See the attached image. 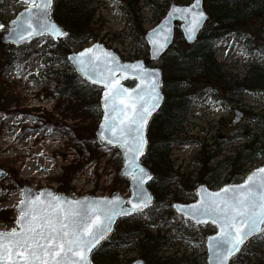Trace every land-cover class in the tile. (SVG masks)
Masks as SVG:
<instances>
[{
	"label": "rangeland",
	"instance_id": "1",
	"mask_svg": "<svg viewBox=\"0 0 264 264\" xmlns=\"http://www.w3.org/2000/svg\"><path fill=\"white\" fill-rule=\"evenodd\" d=\"M98 1L100 6L93 20L98 38L84 47L100 42L118 52L123 60H147L148 47L143 36L161 18L150 0H139L137 17L130 11L123 13L121 0ZM171 2L180 3L179 0ZM205 4L209 11L208 0ZM26 7L20 0L0 1V20L6 25L0 31V166L6 170L0 176V230L4 231L17 228L16 206L26 186L37 192L52 188L73 198L130 193L128 179L119 177L122 159L118 148L99 142L96 134L85 141L80 138V132L90 131L95 122L90 119L83 122L74 108H70L60 87L55 86L52 71L62 66L52 52L54 41L43 37L20 47L1 41L9 21ZM239 30L238 40L234 33L228 34L216 40L213 47L217 61L232 76V82L199 73L183 83L193 101L185 132L178 137L170 155L173 174L168 181L171 184L164 194L159 190L162 196L157 211L145 210L148 218L144 214L132 216V220L143 222L155 235L169 232L168 249L158 254L157 264H203L206 237L215 231L208 224L192 227L191 221L185 223L183 217L163 202L172 205L182 197L185 202L194 201L200 184L218 189L224 184L239 183L250 171L264 165L263 152L246 165L236 162L222 173L209 172L226 158L235 161L246 142L244 135L257 133L259 141L264 139V90L245 84L249 88L242 96L229 95L232 88L240 90V79L250 69V63L264 67V14L253 15ZM66 43L72 51L82 49ZM185 44L181 33H177L172 49L151 65L161 67L163 76L167 77L170 70L166 60L172 64ZM9 57L10 64L6 62ZM236 109L243 111V118L230 126ZM255 119L259 122H254ZM159 178L163 179L164 175ZM211 182L215 185L211 186ZM261 241L264 235L250 241L234 259L235 264H264V242ZM136 242L129 249L120 248L121 264L138 258L139 254L134 251Z\"/></svg>",
	"mask_w": 264,
	"mask_h": 264
},
{
	"label": "snow or ice",
	"instance_id": "2",
	"mask_svg": "<svg viewBox=\"0 0 264 264\" xmlns=\"http://www.w3.org/2000/svg\"><path fill=\"white\" fill-rule=\"evenodd\" d=\"M23 3L29 7L11 21L7 39L13 43H31L37 38L59 40L70 36L50 18L53 0H23ZM169 15L187 21L189 39L194 38L207 19L201 0H194L189 7L173 6ZM5 29L6 25L0 23V31ZM162 29L160 26L148 34L154 58L168 43V35L162 36ZM67 59L75 63L87 81L103 85L104 123L100 125L99 138L102 143L123 149L127 175L134 188L126 199L117 195L88 203L67 201L68 207L59 198L44 203L40 197L30 199L34 194L26 193V198L16 206L20 215L15 223L20 230L0 232V264H92L91 253L108 237L117 217L144 214L148 218L145 210L152 206V197L144 185L154 177L141 165L140 157L148 143L145 128L161 99L159 72L145 69L142 64L115 66L116 57L101 45L86 48ZM128 69L139 80V86L132 91L121 86L117 79L118 72ZM108 132L111 137L105 135ZM197 195V203L171 207L177 209L185 223L192 221V227L214 225L218 232L208 238L211 259L214 264H230V261L235 264L234 257L249 238L264 235V167L257 168L241 184L225 186L216 192L201 187Z\"/></svg>",
	"mask_w": 264,
	"mask_h": 264
},
{
	"label": "trees",
	"instance_id": "3",
	"mask_svg": "<svg viewBox=\"0 0 264 264\" xmlns=\"http://www.w3.org/2000/svg\"><path fill=\"white\" fill-rule=\"evenodd\" d=\"M171 1L150 0V4L156 14L162 17L168 8V3ZM179 1L180 3L190 2V0ZM121 2L124 14L130 11L132 16L137 17L139 0H121ZM99 6L100 1L98 0H55L52 7L53 18L65 27L70 34L69 37L53 43L55 49L52 52L57 57L56 62L62 66L61 69L52 71V74L55 75L53 79L56 81L55 86L60 87L59 91L66 97L67 103L69 102L70 108H74L73 110L78 113L77 116L82 117L83 122L89 119L95 122V125L91 128L92 131L83 130L80 132V138L84 141L91 136H95V131L101 120V91L84 81L70 64L67 59L70 48L66 42H71L72 46L81 49L91 40H97L98 34L93 28V20ZM208 7L210 19L200 33L197 42L193 45L185 44L180 55L172 60V64L168 60L165 62L170 70V74L164 77L162 88L165 98L162 106L149 123V144L143 158L144 163L150 166L154 177L148 183V187L154 194L153 205L148 211H157L156 207L160 205L161 198L159 190H163L162 194H164L165 189L171 184L168 181L171 174H173L170 155L174 145L179 141L178 137L185 132V125L190 116L193 97L184 88L183 83L199 73L213 77L218 81L232 82V76L223 70L221 63L215 57L214 44L216 40L233 33L236 35V40H238L241 35L240 25L249 21L255 14H264V0H208ZM7 60L6 62L9 64L12 63L11 57ZM146 63L151 64L148 59ZM131 83L132 81H127V84ZM245 84L264 90V67L250 63V69L240 79V90H233L232 88L229 95L240 94L242 96L246 88H249L245 87ZM253 121L258 123L259 119ZM258 137L257 133L244 135L246 142L241 145L242 148L239 150L235 161L232 162L226 158L218 162L210 168V174L222 173L228 166L231 167L236 162H239L240 166L246 165L253 158L262 155L264 152V139L259 141ZM249 140L252 142L251 147L248 145ZM257 142L261 144L258 147L256 146ZM218 154L219 152L216 155ZM159 175H164V178L160 179ZM210 185L215 184L211 182ZM178 200L183 201V197ZM163 204H168V208L171 209V203L163 202ZM132 218L119 219L110 236L93 250L91 259L94 264H121L118 258L120 248L125 246L129 249L130 245L136 241L134 251L139 254L138 258L144 259L147 264H157L158 254L168 249L169 232L155 235L146 224L132 220ZM261 236L258 235L250 241H256ZM131 261L133 260L130 259L128 263ZM202 263L205 264V258H203ZM163 264L171 263L164 262Z\"/></svg>",
	"mask_w": 264,
	"mask_h": 264
},
{
	"label": "water",
	"instance_id": "4",
	"mask_svg": "<svg viewBox=\"0 0 264 264\" xmlns=\"http://www.w3.org/2000/svg\"><path fill=\"white\" fill-rule=\"evenodd\" d=\"M1 1V0H0ZM23 2V0H20ZM53 3H54V0H53ZM194 3V0H192L190 3L188 4H179V3H176V2H173L169 5L168 7V10L167 12L165 13V15L161 18V20L151 29L147 30L146 33L144 34V40L148 46V53H149V60L152 61V62H156V61H159L163 55L169 50V48L172 46V44L174 43V40H175V35H176V28H178L180 31H181V34H182V37L183 39L185 40V42L188 44V45H193L197 42L198 40V37H199V34L200 32L203 30V28L205 27L206 23L208 22L209 18H210V13L208 12V10L206 9V6H205V0H201V9L205 12L206 16H207V19L204 21L203 25L196 31L195 35H194V38L192 39H189L188 38V33L186 32V28L188 26V23L186 20L180 18L179 16H170L169 13L172 11V8L173 6H176V7H189L191 6V4ZM53 6V5H52ZM29 7V5H28ZM27 8V7H26ZM22 9L14 19H16L19 14L21 12H24L25 9ZM52 10V9H51ZM50 18L53 22L57 23L61 28L67 30L65 27H63L58 21H56L55 19H53L52 17V13L50 12ZM12 19V20H14ZM11 20V21H12ZM11 21L9 22V28L11 27ZM0 23H2V21L0 20ZM160 26H163V29H162V36L163 35H168V43L166 45V47L163 49V51H161L159 53V55L157 57H153L152 55V47L151 45L148 43V39H149V33H151V31L153 29H157L159 28ZM68 31V30H67ZM7 36H8V31L5 32L1 38L2 42L6 43V44H12V45H15V46H21V45H24L28 42H21V43H13L11 40L7 39ZM162 38V37H161ZM38 39V38H37ZM62 39V38H61ZM59 39V40H61ZM59 40H54V41H59ZM94 45H101L102 46V49L111 53L112 55H114L118 61V65H115V66H119V65H129V64H132V65H136V64H142L143 67L145 69H149V70H156L159 72V88H158V91L160 93V102H159V107L156 109L155 112H153L152 116L149 118V121H148V124L145 128V138L148 140V137H147V129H148V125L150 123V120L151 118L153 117V115L160 109L163 101H164V93H163V90H162V87H163V71L160 67H152V66H148L145 62L144 59H138V60H135V61H123L120 57V55L118 54V52H116L115 50L111 49V48H108L106 45L100 43V42H96L90 46H87L85 48H83L82 50H79V51H70L68 53V57L69 56H72L73 54L75 53H78L80 51H83L84 49L86 48H90V47H93ZM97 55H101V52L100 51H97L96 53ZM71 63V65L75 68L76 72L80 75V77H82L86 82L90 83L91 85H94L96 87H99L102 89V92H101V100H100V104H101V110H102V118H101V121L98 125V128L96 130V137H97V140L100 141V138H99V133L102 131V129L100 128V125L102 123H104V108H103V92H104V88H103V85L102 84H92L90 81H87L85 79V77L78 71V69H76L75 67V63L73 61H69ZM126 77V78H125ZM117 79L120 81V85L123 86L124 88H127L129 91H132L134 89H136L138 86H139V80L138 79H134L133 78V71L132 69H128L127 71H123V72H118L117 73ZM126 81H134V85L130 86V85H127L126 84ZM243 111L239 110V109H236L235 110V116H234V119L232 120V122L230 123V126H235L237 125L243 118ZM105 135L107 137H111V133L108 132V133H105ZM101 142V141H100ZM102 143V142H101ZM106 144V143H104ZM108 145V144H106ZM110 147H115V148H118L119 151L121 152V157H122V160H123V164L120 168V171H119V177L120 178H126L129 180V195H124L122 192H119V193H116L112 196H92V195H86V196H82V197H79V198H73V197H70L69 195H66V194H62V193H56V191L52 188H44L42 189L40 192H37L33 187H29V186H26L22 192V199L21 200H24L26 198L25 194L26 193H31V194H34L30 197V199H35L36 197H40L41 198V201H43L44 203H48V202H55V198H59L60 202H63L64 203V206L65 207H68L67 205V201H82V202H93V201H97V200H102V199H113L115 198L117 195H120L122 196L123 198H129L130 195H131V192L134 188V185L131 181V177L127 175V163H126V158L124 156V152H123V149L120 148L119 146L117 145H108ZM147 147H148V143L145 147V154H146V151H147ZM144 154V155H145ZM143 156L140 157V162H141V165L143 167H145L149 172L150 174L153 176V173L150 169V167L146 164L143 163ZM260 167H264V165L260 166ZM260 167H257V168H260ZM257 168L253 169L252 171H250L246 177L251 174L253 171H255ZM6 173V170L4 168H2L0 166V176L5 174ZM245 177V179H246ZM244 179V180H245ZM241 181L239 183H235V184H232V183H228V184H225L223 185L222 187H225V186H232V185H236V184H241L244 182ZM203 187L205 189H207L209 192H216V191H219V189H213L211 187H209L207 184L205 183H202L200 184L199 186H197L196 190H195V194H196V200H194L193 202H188V203H184V202H180V201H175L172 203V205H191V204H194V203H197L198 200H199V196L197 195V193L199 192L200 188ZM144 188H145V191L152 197V201H151V205L153 203V199H154V196L152 194V192L150 191L149 187H148V183H146L144 185ZM0 193H1V188H0ZM48 193H51V196L48 195ZM19 205V204H18ZM17 205V206H18ZM127 207V205H126ZM173 208V207H172ZM174 212L179 215V216H182L176 208H173ZM17 211L19 212L18 210V207H17ZM20 215V213H19ZM135 215V214H133ZM132 216V215H131ZM131 216H122V217H117L114 224L112 225V231L114 229V226L115 224L117 223L118 219L120 218H126V217H131ZM190 221V220H189ZM192 222V221H191ZM193 223V222H192ZM208 224H211V223H208ZM201 225H205V224H201ZM214 226V225H213ZM215 227V226H214ZM17 231L20 230L19 228V225L17 224V228H16ZM11 231V230H10ZM112 231L108 234V237L110 236V234L112 233ZM0 232H8V231H4V230H0ZM218 232V229H216V231L214 233H211L209 234L207 237H206V240H205V249H206V258H205V262L206 264H214V261L211 259V252H209L208 250V238L209 237H212V236H215ZM259 235V234H258ZM257 236V235H256ZM107 237V238H108ZM255 237V236H253ZM253 237L249 238L252 239ZM106 238V239H107ZM103 242V241H102ZM101 242V243H102ZM247 243V242H246ZM243 248V247H242ZM241 252V251H240ZM239 254V253H237ZM236 254V255H237ZM263 254H264V247H263ZM90 259H91V255H90ZM92 260V259H91ZM137 261H142L143 264H147L146 261L144 259H141V258H138L136 260H134L133 262H131L130 264H137ZM92 264L93 261H92ZM230 264H231V261H230Z\"/></svg>",
	"mask_w": 264,
	"mask_h": 264
}]
</instances>
